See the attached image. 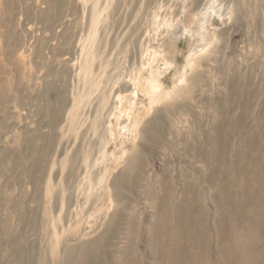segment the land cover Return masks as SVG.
<instances>
[{
    "label": "rangeland",
    "instance_id": "374dc122",
    "mask_svg": "<svg viewBox=\"0 0 264 264\" xmlns=\"http://www.w3.org/2000/svg\"><path fill=\"white\" fill-rule=\"evenodd\" d=\"M263 109L264 0H0V264H264Z\"/></svg>",
    "mask_w": 264,
    "mask_h": 264
},
{
    "label": "bare ground",
    "instance_id": "6f19581e",
    "mask_svg": "<svg viewBox=\"0 0 264 264\" xmlns=\"http://www.w3.org/2000/svg\"><path fill=\"white\" fill-rule=\"evenodd\" d=\"M211 9L213 11L217 12L216 7L213 4L211 6ZM218 13H219V11H218ZM225 15H226V11H224L222 13L221 17H223ZM203 25H204V22H200L199 23L198 31L200 30L201 32L189 33L188 31H186L183 34H181V36L172 35L170 37V39L168 40V42L166 41L167 42V44H166L167 48L165 50V55H164L165 56V68H164V70H169L176 63V61L178 60V54H179L178 42H179V39L182 36H185L186 38L189 39V49H188L187 54H186L185 65L178 72V77H177L178 87H181V86L182 87H187L189 85L188 84V82H189V78H188L189 77V75H188L189 71L193 70L195 67H199L200 64H201L200 62L202 61V59L205 58L206 55L211 50L212 44L208 43L206 38L202 35ZM161 76H162V71H156V73L153 76L156 80L152 81V83H151V93H152L151 94V103L152 104L156 103L157 101H159L160 96H161V90L162 89L160 88V83L158 81V79ZM263 112H264V109L262 110V118L264 117V113ZM263 152H264V149H263ZM195 155H196V153H195ZM198 156H200V155H198ZM201 156L203 158L207 157V155H204V156L201 155ZM253 194L248 197L247 201H250V199H253V198L257 197L256 193H253ZM258 196H261L260 198H264V192L261 195H258ZM250 207H251L250 204H245L244 207H243L244 210H242L241 221L244 222V223L245 222L246 223L250 222L251 221L250 218L252 216H254V215L256 216V214L258 213L257 211H259L256 208V206H253L251 208ZM219 214H220V216H222V219H224V218L226 219L225 215H227V217L229 218L231 212L229 211V212H227V214H225L224 210H223L222 212H219ZM221 222L222 221H220L219 223H221Z\"/></svg>",
    "mask_w": 264,
    "mask_h": 264
}]
</instances>
